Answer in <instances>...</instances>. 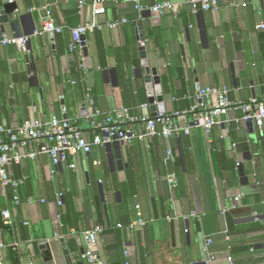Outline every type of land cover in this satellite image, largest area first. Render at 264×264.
Wrapping results in <instances>:
<instances>
[{
	"label": "crops",
	"instance_id": "obj_1",
	"mask_svg": "<svg viewBox=\"0 0 264 264\" xmlns=\"http://www.w3.org/2000/svg\"><path fill=\"white\" fill-rule=\"evenodd\" d=\"M169 1L182 5L180 15L153 24L150 13L140 17L126 0H13L17 10L2 23L7 35L32 36L49 9L63 33L32 36L28 56L0 47V116L6 125L16 129L27 120L66 115L92 140L95 130L82 114L88 90L100 113L97 123L126 112L153 117L142 48L166 113L190 111L199 88L225 86L237 103L262 99L264 30L258 25L264 23V0L241 7L218 0L217 10L197 16L186 0ZM8 5L0 0V9ZM123 19L129 22L117 29L85 35L88 57L70 53L73 31ZM241 118L235 109L210 132L95 146L59 165L56 174L45 154L10 168L14 179L25 182L19 206L12 189L0 191L1 264H88L83 234L98 227L95 249L103 264H207L210 255L216 264H264V126ZM191 123L188 115L181 125ZM169 148L174 161L167 164ZM170 173L177 175V188L168 184ZM5 210L12 214L10 225L4 224Z\"/></svg>",
	"mask_w": 264,
	"mask_h": 264
},
{
	"label": "built area",
	"instance_id": "obj_2",
	"mask_svg": "<svg viewBox=\"0 0 264 264\" xmlns=\"http://www.w3.org/2000/svg\"><path fill=\"white\" fill-rule=\"evenodd\" d=\"M133 5L135 12L141 17L145 13H150L156 17H162L171 14L178 17L182 5L178 2L169 0H126ZM253 0H232V5L241 7ZM190 6L192 15L197 16L201 13L211 12L218 9V0H186ZM13 0H9L12 4ZM80 9L83 8V2L80 3ZM96 14H103L104 9H96ZM128 19L121 22L108 23L104 25H87L73 31V40L69 45L71 54L82 51V37L88 32L102 30L104 27L117 29L121 24L128 23ZM258 29L264 30V23L258 25ZM63 32V27L58 26L53 16L52 10H47L46 19L43 22L41 30L36 31L32 36L38 37L46 34L51 36L59 35ZM32 36H9L3 28L0 20V47H14L25 55L30 54V42ZM54 44V41H52ZM143 46V43H141ZM84 70L86 68L81 66ZM75 84V82H74ZM147 107V106H146ZM87 119L95 130L92 140H88L83 134V128L74 126L69 119L53 116L47 120H27L20 127L13 129L6 125L0 116V191L12 189L14 192L13 204H21L18 189L24 184L25 179L16 180L10 175V168L20 165L25 160L36 161L41 154L47 155L53 164L52 174H56L57 168L62 163H67L80 155H89L93 147L105 148L114 142L119 144H128L133 140L144 141L150 138H159L169 140L171 137L189 136L192 129H203L210 132L220 124L222 116H228L233 110L239 109L242 112V121L253 122L257 127L264 126V97L260 100L250 99L247 102H233L229 97L227 87L218 89L206 87L200 89L196 94V104L190 111H175L172 113L159 112L156 116L147 114L133 116L129 113H122L116 119L106 117L103 122L97 123L94 117L100 115L95 109V101L87 93ZM192 116V123L189 127H184L181 122L185 121L187 116ZM126 124V125H125ZM166 163L174 161L173 151L169 148L166 153ZM72 169L76 164H70ZM168 184L172 188L178 187V178L176 173H170L167 176ZM31 199H29L30 201ZM58 204L62 206L63 195H57ZM242 202L241 196L235 198V206ZM193 217L197 214L193 213ZM2 218L5 225L12 223V214L9 210L2 212ZM141 226L146 224L143 221L138 223ZM102 232L101 228H96L92 232L83 234L86 244L83 258L88 264H103L101 258L97 255L95 246L98 235ZM212 240H207V250L212 245ZM5 246L0 244V264L3 261V250ZM207 264H216V257L210 255Z\"/></svg>",
	"mask_w": 264,
	"mask_h": 264
},
{
	"label": "water",
	"instance_id": "obj_3",
	"mask_svg": "<svg viewBox=\"0 0 264 264\" xmlns=\"http://www.w3.org/2000/svg\"><path fill=\"white\" fill-rule=\"evenodd\" d=\"M112 0H96L97 3H102V2H110ZM17 10V7L15 5H8L6 6L5 8L0 9V20L1 22L3 23L6 16L4 15H13L15 14ZM150 17H153L152 19V23L153 24H156L157 22L160 21V17H156V16H153L152 14H150ZM140 38H141V43L144 42V36H143V32H142V29H140ZM82 40L84 41L82 43V51H83V54L85 57H88L89 55V50L87 48V45H86V37L83 36L82 37ZM141 58L143 60L142 62V68H141V75H144V81L146 83V88L148 90V102H149V105L152 106V111L155 112V115L156 116L159 112H165L164 111V102H165V97L163 95V90H162V87L159 85V84H155L154 83V78H153V75L151 73L149 69V62L147 61V53L145 51V48H142L141 49ZM201 88H199L200 90ZM156 104H159L158 107H156L155 105ZM85 108V105L83 106ZM83 116L86 117L87 116V112L84 111L83 113ZM64 118H67L68 119V116H64ZM250 124H253V122H250ZM116 144H119V143H116ZM108 146H111V144H109Z\"/></svg>",
	"mask_w": 264,
	"mask_h": 264
},
{
	"label": "trees",
	"instance_id": "obj_4",
	"mask_svg": "<svg viewBox=\"0 0 264 264\" xmlns=\"http://www.w3.org/2000/svg\"><path fill=\"white\" fill-rule=\"evenodd\" d=\"M62 33H63V32H62ZM56 41H57V43L59 42V41H58V38H57V40H56ZM179 111H182V110H179Z\"/></svg>",
	"mask_w": 264,
	"mask_h": 264
}]
</instances>
